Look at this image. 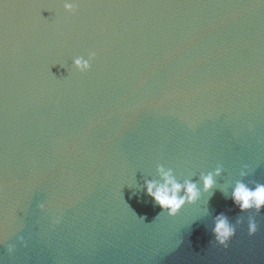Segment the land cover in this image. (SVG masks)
<instances>
[{"label":"water","instance_id":"obj_1","mask_svg":"<svg viewBox=\"0 0 264 264\" xmlns=\"http://www.w3.org/2000/svg\"><path fill=\"white\" fill-rule=\"evenodd\" d=\"M74 2L0 0V264H264V209L230 199L264 183V0ZM218 166L157 217L158 167L199 185Z\"/></svg>","mask_w":264,"mask_h":264},{"label":"clouds","instance_id":"obj_2","mask_svg":"<svg viewBox=\"0 0 264 264\" xmlns=\"http://www.w3.org/2000/svg\"><path fill=\"white\" fill-rule=\"evenodd\" d=\"M76 10L74 0H63V11L72 14ZM95 58L94 52H89L87 58L83 56L75 57L72 60L71 67L78 73H86L91 67V62ZM63 67V66H62ZM245 168L247 166L245 165ZM223 168L218 166L214 171L201 174L199 185L191 180H184L183 183L178 182L171 169L158 167L159 182L145 181V194L151 198L154 204L160 209L161 214H166L168 218L175 217L185 205L196 204L202 194L209 193L215 185V177H218ZM245 171L241 172V176L246 175ZM182 193V194H181ZM230 199L232 204L239 209L241 213H247L254 210L257 215L264 209V183H255L254 187L243 181H238L232 189ZM43 209L44 205H39ZM143 221V218H141ZM239 222V221H237ZM56 224L59 220L55 221ZM257 232V226L254 222H249L247 226V234L252 237ZM236 229L230 224L229 218L223 213L213 218L211 234L213 243L220 248H227L229 241L234 237ZM17 244L23 245V237H18ZM15 250V245L9 244L6 251L11 254Z\"/></svg>","mask_w":264,"mask_h":264}]
</instances>
